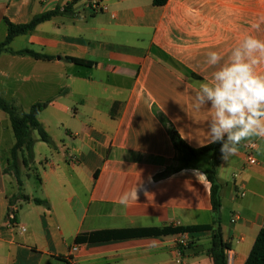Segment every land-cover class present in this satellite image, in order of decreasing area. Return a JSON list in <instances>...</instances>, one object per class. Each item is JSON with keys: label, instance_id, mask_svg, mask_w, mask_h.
Segmentation results:
<instances>
[{"label": "crops", "instance_id": "crops-1", "mask_svg": "<svg viewBox=\"0 0 264 264\" xmlns=\"http://www.w3.org/2000/svg\"><path fill=\"white\" fill-rule=\"evenodd\" d=\"M70 1L0 0V43L5 20L24 25ZM87 2L73 5L81 19L71 13L45 22L0 57V97L20 113L48 103L38 120L51 139L46 144L32 133L47 155L21 168L20 188L13 173L5 174L16 141L0 110V264H214L210 232H176L213 222L206 175L213 156L183 167L171 132L194 149L211 145L204 144L211 113L193 108L197 82L211 79L207 53L226 58L264 16V0H169L160 8L152 0H103L101 13ZM253 34L264 38V25ZM23 50L54 59L14 54ZM249 145L221 157L217 172L228 264H246L264 229V152L251 151L258 164L247 165ZM31 173L40 180L39 197L26 192ZM134 187L137 199L121 204ZM155 229L173 232L76 242L105 231Z\"/></svg>", "mask_w": 264, "mask_h": 264}, {"label": "clouds", "instance_id": "clouds-1", "mask_svg": "<svg viewBox=\"0 0 264 264\" xmlns=\"http://www.w3.org/2000/svg\"><path fill=\"white\" fill-rule=\"evenodd\" d=\"M262 25L264 16L251 24L252 31L243 35L226 58L209 51L205 63L213 69L211 79L197 82L193 108L211 113L204 144L220 143L224 160L245 143L264 152V38L253 34ZM130 197L137 199L136 187L131 194H122L119 202L126 205Z\"/></svg>", "mask_w": 264, "mask_h": 264}, {"label": "trees", "instance_id": "trees-1", "mask_svg": "<svg viewBox=\"0 0 264 264\" xmlns=\"http://www.w3.org/2000/svg\"><path fill=\"white\" fill-rule=\"evenodd\" d=\"M169 0H152L155 7H164ZM74 4H68L65 8H56L53 11L44 13L42 15L34 17L29 23L24 25H14L8 20H5V24L8 29L6 39L0 43V57L4 53H11L10 45L19 36H25L34 32L37 27L45 22L51 21L58 16H65L72 13ZM73 15V13H72ZM13 53V52H12ZM19 56H29L35 60L51 61L54 57L49 55H42L32 50H23L14 53ZM48 107V103H37L31 107L29 112L20 113L19 110L11 103L0 97V110L8 115L11 123V127L15 136V145L11 151V163L5 170V174L13 173L17 178L19 187L23 186L21 179V168H29L33 162V150L36 141L32 137L33 132H37L41 142L51 144V139L41 126L38 116ZM171 140L175 150L178 154V160L183 167L190 166L193 162L197 161L203 156L212 154V167L206 175L211 184V199L214 218L211 225L188 227L185 229H177V233H198V232H210L211 233V247L208 250V255L212 257L214 264H228V252L231 250L229 243L223 239V233L221 229L220 221V188L217 181V172L220 165L222 154L220 152V143L211 144L209 146L194 149L188 146L179 133L176 131L171 132ZM38 181H40L38 179ZM22 200L28 202L30 200L27 196H22ZM36 204H43L42 201L35 199L33 201ZM14 203L10 202L9 213L13 212ZM171 229H155V230H140V231H128V232H99L90 235L79 236L76 242L82 243H97L108 242L120 238H133L140 236H163L172 233ZM246 264H264V229L260 231L254 247L249 255Z\"/></svg>", "mask_w": 264, "mask_h": 264}, {"label": "built area", "instance_id": "built-area-1", "mask_svg": "<svg viewBox=\"0 0 264 264\" xmlns=\"http://www.w3.org/2000/svg\"><path fill=\"white\" fill-rule=\"evenodd\" d=\"M78 0H71L70 4H75ZM88 5L87 8L90 9L93 13H101L107 10V6L104 4L103 0H88ZM73 18L75 20L77 19H81L82 16L80 13H73ZM246 149L249 151V154L247 155V165H256L258 164L256 158L254 157V155L251 153V151H253L255 148L252 147V145H249L246 147ZM8 219L10 222H13L15 220V212L13 210V212L9 213ZM22 231H25L24 228H22ZM178 244L180 247H186L187 246V242L184 239H180L178 241ZM78 247H74L73 248V252L77 251Z\"/></svg>", "mask_w": 264, "mask_h": 264}, {"label": "rangeland", "instance_id": "rangeland-1", "mask_svg": "<svg viewBox=\"0 0 264 264\" xmlns=\"http://www.w3.org/2000/svg\"><path fill=\"white\" fill-rule=\"evenodd\" d=\"M38 158V159H43L46 155H47V147L44 146L43 143L37 145L34 147V150H33V160H34V157ZM32 176L29 180H27V193H31V194H34L36 197H39L40 196V184L36 178V175L31 173Z\"/></svg>", "mask_w": 264, "mask_h": 264}]
</instances>
